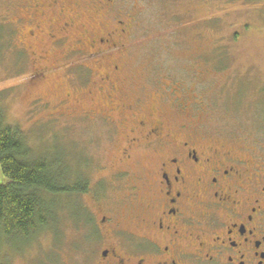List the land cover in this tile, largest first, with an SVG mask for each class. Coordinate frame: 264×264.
Listing matches in <instances>:
<instances>
[{"label": "rangeland", "instance_id": "374dc122", "mask_svg": "<svg viewBox=\"0 0 264 264\" xmlns=\"http://www.w3.org/2000/svg\"><path fill=\"white\" fill-rule=\"evenodd\" d=\"M32 1L0 0V109L5 125L22 131L34 155L47 159L59 176L75 177L80 185L85 178L103 189L112 211L97 209L90 195L70 198L93 231L104 214H113L123 228L138 214L140 197L129 202L127 188L132 174L143 175L150 153L138 149L122 158L130 119L121 105L131 106L137 118L161 120L172 132L184 124L225 150L264 146L263 0H110V14H94L97 0H59L65 14L46 11L36 19L40 35L29 39L33 24L22 6ZM68 16L77 17L79 30L63 46L51 44L47 20ZM110 16L127 26L118 42L122 53L65 54L86 30L101 35ZM30 52L42 59L34 63ZM113 66L118 70L109 83H99ZM125 171L131 175L113 189V178ZM6 183L0 172V185ZM90 228L66 222L59 248L49 232L27 242L1 241L0 264H41L51 252L56 264H76L92 241L85 236Z\"/></svg>", "mask_w": 264, "mask_h": 264}, {"label": "flooded vegetation", "instance_id": "af4514ba", "mask_svg": "<svg viewBox=\"0 0 264 264\" xmlns=\"http://www.w3.org/2000/svg\"><path fill=\"white\" fill-rule=\"evenodd\" d=\"M109 2L95 1L94 14H110ZM53 9L65 14L59 0H33L22 6L26 22L33 24L26 31L27 38L40 35L36 19L40 21ZM76 19L47 20L53 26L47 40L63 46L80 28ZM107 19L109 26L101 35L86 30L85 38H78L65 54L95 58L109 50L122 53L125 46L118 42L127 26L117 16ZM30 53L34 63L42 59ZM117 70L111 67L98 82L109 83L110 74ZM183 97L184 102L189 100ZM118 110L130 119L122 158L129 159L138 149L150 153L146 168H141L142 179L132 174L127 188L129 202L140 197L138 214L130 228L121 227L113 214L102 215L84 257L76 264H264V146L242 149L243 153L225 150L221 144L204 142L184 124L172 132L161 120L137 118L131 106L121 105ZM129 175L118 173L111 183L113 189ZM99 187L88 183L85 194L97 209L112 211Z\"/></svg>", "mask_w": 264, "mask_h": 264}, {"label": "trees", "instance_id": "16d2710c", "mask_svg": "<svg viewBox=\"0 0 264 264\" xmlns=\"http://www.w3.org/2000/svg\"><path fill=\"white\" fill-rule=\"evenodd\" d=\"M0 172L7 180L6 184L0 185V244L7 239L27 242L35 235L49 232L52 245L59 248L60 226L66 222L75 226L81 222L84 227H91L85 214L81 218L78 216L81 206L70 200L86 193L88 182L85 178L80 185L77 178L54 172L47 159L34 155L22 131L5 125L1 109ZM102 190L100 188V192ZM90 230L85 236L91 234L92 227ZM42 260L41 264H56L52 252Z\"/></svg>", "mask_w": 264, "mask_h": 264}]
</instances>
